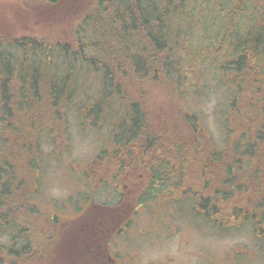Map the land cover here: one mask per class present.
I'll list each match as a JSON object with an SVG mask.
<instances>
[{
  "label": "trees",
  "instance_id": "16d2710c",
  "mask_svg": "<svg viewBox=\"0 0 264 264\" xmlns=\"http://www.w3.org/2000/svg\"><path fill=\"white\" fill-rule=\"evenodd\" d=\"M73 26L70 40L0 38V264L28 263L43 247L29 172L42 168V138L67 145L69 109L107 129L98 158L146 163L171 201L192 197L187 215L200 205L209 223H246L264 244V197L242 201L248 211L228 202L254 182L264 192V0H100ZM210 83L225 97L215 105L220 147L200 139V112L182 105ZM148 88L174 93L189 138L156 128ZM176 161L208 175L190 191L187 174L165 172Z\"/></svg>",
  "mask_w": 264,
  "mask_h": 264
},
{
  "label": "rangeland",
  "instance_id": "374dc122",
  "mask_svg": "<svg viewBox=\"0 0 264 264\" xmlns=\"http://www.w3.org/2000/svg\"><path fill=\"white\" fill-rule=\"evenodd\" d=\"M99 1L0 0V38L4 37L8 41H15L10 39H19L23 36H42L51 40H70L74 22L76 20L78 22L80 16L90 6H97ZM86 79L88 80V77ZM210 86L213 89L209 88L204 93L202 92L200 98L199 95L193 96L182 105L189 111L200 112L201 118L198 122L202 128L200 139L205 143L209 139L211 143L220 147L223 142V133L217 123L218 114H216L215 106L217 105L216 98L220 97L217 93L219 88L216 89L214 83H210ZM222 91L219 98L221 101L225 98ZM173 94L172 91L165 88L147 89L145 102L150 120L156 124V128L167 132V135L177 132L180 137L187 136L186 138H189L188 127L182 121L178 110L181 106L173 98ZM64 123L68 127L67 145L62 146L53 138L50 139L51 141L42 138L40 151L45 155V159L40 162L42 168L29 172V177H32L29 179L30 183L37 188L30 197L37 203V208L41 211V213H36L38 220L41 219L39 218L41 215L43 217L50 213L51 200H55L54 202L59 207L68 206L65 202L66 199H70L69 203L75 205L80 199L83 200L85 193L89 195L88 188L91 186L97 188L95 187L97 183L103 185H100V188L92 193L93 195L97 194L96 198L99 201L111 197L120 201L123 194L118 189L117 181L108 177V173H106L110 167L108 165L103 175L98 177L97 183L87 181L93 176L80 175L86 167L94 166L91 165L93 162L102 161L107 164L105 157L98 158L102 150L101 145L108 135L107 129L104 127L89 128L85 125L87 122L80 119L73 109H69L67 112ZM159 134L166 136L163 133ZM168 151L170 153V150ZM60 152L62 154L58 156L57 154ZM179 162L181 163V161ZM192 169L186 171L191 172L186 176L190 191L193 190L191 185L194 186L193 183H197L196 177L200 173ZM135 179L137 180V178ZM241 181H243V188H247L244 180ZM256 186H258L257 183H252L249 189L243 191L241 197L230 195L228 202H238L244 210H247L242 201L247 200V203L248 200L261 201L260 199L264 197V192L260 195L261 189ZM149 187L151 185L147 186L146 190ZM132 196L133 194L125 192L124 203H129ZM191 198H187L182 204L172 203L169 210L170 212L174 211V217H171L170 212L169 217L168 215L164 216L163 226L159 222H156L154 227L151 226L154 209L149 206V203L139 206L136 209L137 215L133 217L134 222L127 228L128 233L117 234L115 244L118 243V246L115 248V244L113 246L110 244L109 248L112 246L110 248L112 253L119 252L120 259H125V262H129V264H264V244L256 239L250 225L242 223L238 228L227 229L216 223L214 219L213 223H209L207 221L209 219L206 220L200 215L198 217L187 215L185 210L191 208L193 204ZM260 203L262 205V201ZM166 207H168L167 204ZM59 215L60 221L65 222V218L69 217V212L64 210L59 212ZM38 224L40 223L38 222ZM148 228L152 229L151 232L142 233ZM48 232V228H43L42 238L40 233L36 232V238L40 239L38 241L44 247L38 251L40 254L38 260L33 259L24 264H66L62 257V252L66 250L65 237L60 236L58 230L57 234L54 233L53 236ZM8 241V233L0 231V247L7 246ZM83 263L81 262V264Z\"/></svg>",
  "mask_w": 264,
  "mask_h": 264
},
{
  "label": "flooded vegetation",
  "instance_id": "af4514ba",
  "mask_svg": "<svg viewBox=\"0 0 264 264\" xmlns=\"http://www.w3.org/2000/svg\"><path fill=\"white\" fill-rule=\"evenodd\" d=\"M106 163L102 161L93 162L91 165L94 166L86 167L80 175H86L87 177L93 176V178H86L87 181L97 183L98 177L100 178L103 175L106 166H110L106 173H108L109 178L117 181L119 187L117 188L123 193L120 201L114 200L112 197L107 199L103 198L101 200L102 202L99 201L96 198L97 194L93 195V193L103 184L97 183L95 185L97 188L92 186L88 188L90 190L89 195L85 193L83 200L81 201L80 199L75 205L69 203L70 199H66L65 202L68 206L59 207L58 204L51 200V206L54 207V210L43 217L40 214L41 217L39 218L41 219L39 223L41 225L45 224L42 228H48V233H51V236L54 233L57 234L58 230L59 235L65 237L66 250L62 252V257L66 264H81V262H84L83 264H129V262H125V259H120L119 252L112 253L110 248L115 244L117 234L128 233L127 228L134 222L133 217L138 213L136 209L139 206L148 205V203L149 206L153 207L154 216L153 222L151 223V226L153 225L152 227L156 225V222H159L163 226V221H165L164 216L168 215L169 217L170 213L171 217H174V211L170 212L169 206L176 201H171L165 193H162L163 191H161L162 189L158 185V181L153 178L152 172H150L146 163L144 165L138 162L127 161H106ZM183 164L180 162L166 164L170 168L168 167L165 172L172 171L171 180H178L179 174L191 173L184 171L182 168ZM189 164L190 167H187V165L186 168L192 169L195 167L192 170L200 172L198 176H203V173L208 175L207 169L201 171V163ZM203 166L214 165L213 163H207ZM199 168L200 171L198 170ZM149 185L151 187L146 190ZM125 192H129L131 195L133 194L129 203H124L125 201H123ZM173 196H176V194ZM166 204L168 207H166ZM196 207L195 211L198 213L194 211L196 213L195 216L203 215L204 210L199 209L200 205ZM64 210L69 212V217L65 218V222H61L59 212ZM151 230L148 228V230H144L142 233L146 234L151 232ZM110 244L112 246L109 248ZM116 246H118V243L114 245V248ZM39 255L37 251L34 259L38 260Z\"/></svg>",
  "mask_w": 264,
  "mask_h": 264
}]
</instances>
